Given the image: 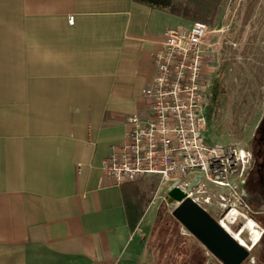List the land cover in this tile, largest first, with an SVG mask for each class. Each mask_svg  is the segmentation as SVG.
I'll use <instances>...</instances> for the list:
<instances>
[{"label": "crops", "instance_id": "0c3cea01", "mask_svg": "<svg viewBox=\"0 0 264 264\" xmlns=\"http://www.w3.org/2000/svg\"><path fill=\"white\" fill-rule=\"evenodd\" d=\"M188 23L135 0H0V264L144 263V217L132 231L102 163Z\"/></svg>", "mask_w": 264, "mask_h": 264}, {"label": "built area", "instance_id": "2783aa9c", "mask_svg": "<svg viewBox=\"0 0 264 264\" xmlns=\"http://www.w3.org/2000/svg\"><path fill=\"white\" fill-rule=\"evenodd\" d=\"M69 24H75V17ZM221 31L199 22L167 30L161 49L153 55V83L142 92L150 114L127 118L126 141L111 148L102 169L116 186L159 176L160 190L165 185L170 192L179 191L226 232L238 231L242 237L245 224L238 228L239 219L247 223L252 214L244 187L253 153L233 144L212 147L203 137L205 93L212 77L217 84L226 77L218 69ZM237 242L250 251L255 246L252 237Z\"/></svg>", "mask_w": 264, "mask_h": 264}, {"label": "rangeland", "instance_id": "374dc122", "mask_svg": "<svg viewBox=\"0 0 264 264\" xmlns=\"http://www.w3.org/2000/svg\"><path fill=\"white\" fill-rule=\"evenodd\" d=\"M197 1L184 2L193 12ZM216 20L211 28L222 30L223 35L219 40L218 69L226 77L220 84L212 77L205 93L207 130L203 137L209 146L233 144L254 155L248 186L253 214L249 219L256 224L254 240L262 237L245 264H254L258 258L263 264L264 144L259 141L264 124V0H223ZM159 182V176H150L141 186L151 199L143 218V229L148 234L143 264H199L200 259L203 264H222L173 217L178 204H168L170 188L163 185L160 190ZM239 221L238 228L246 224L242 218ZM250 229L242 234L248 241L252 237Z\"/></svg>", "mask_w": 264, "mask_h": 264}, {"label": "water", "instance_id": "95a60500", "mask_svg": "<svg viewBox=\"0 0 264 264\" xmlns=\"http://www.w3.org/2000/svg\"><path fill=\"white\" fill-rule=\"evenodd\" d=\"M168 204H178L173 217L222 264H244L251 251L240 245L217 221L179 191L169 193Z\"/></svg>", "mask_w": 264, "mask_h": 264}, {"label": "trees", "instance_id": "16d2710c", "mask_svg": "<svg viewBox=\"0 0 264 264\" xmlns=\"http://www.w3.org/2000/svg\"><path fill=\"white\" fill-rule=\"evenodd\" d=\"M184 1L186 0H135V2L142 5L170 11L183 19L199 23L206 22L205 24L214 26L223 0H198L194 4L193 12H191L192 9ZM122 189L129 226L132 231H135L140 225L145 210L151 203V199L148 198L147 193L143 191L139 183L123 186ZM262 219H264V215ZM199 264H203L202 259L199 260Z\"/></svg>", "mask_w": 264, "mask_h": 264}, {"label": "flooded vegetation", "instance_id": "af4514ba", "mask_svg": "<svg viewBox=\"0 0 264 264\" xmlns=\"http://www.w3.org/2000/svg\"><path fill=\"white\" fill-rule=\"evenodd\" d=\"M217 21V20H216ZM216 21H215V24L214 25H216ZM218 30H220V29H218ZM223 37V36H222ZM263 127H262V134H261V137H260V141H259V143H263L264 144V124L262 125ZM254 156V155H253ZM255 163H254V159H253V164H252V167H251V170H250V172H249V177H248V179H247V182H246V185H245V187H244V190H245V192H246V198H247V201H248V203H249V205H250V207H251V203L249 202V198L252 196V191H250L249 189H248V186H249V183H250V177H251V174H252V169H253V165H254ZM251 209H252V207H251ZM252 214H253V211H252ZM256 214H259V213H256ZM260 240V239H259ZM258 240V241H259ZM257 241V242H258ZM256 245H258V243L256 244ZM255 245V246H256ZM252 251V250H251ZM246 263V262H245ZM244 263V264H245ZM254 264H262V261H261V259L260 258H258L257 260H256V262L254 263ZM264 264V263H263Z\"/></svg>", "mask_w": 264, "mask_h": 264}, {"label": "bare ground", "instance_id": "6f19581e", "mask_svg": "<svg viewBox=\"0 0 264 264\" xmlns=\"http://www.w3.org/2000/svg\"><path fill=\"white\" fill-rule=\"evenodd\" d=\"M256 224L255 222H253V220H249L246 224H245V229L248 228L250 229V233L252 235V244L253 246L256 245L259 241L258 239V236H257V239L256 241L254 240L255 238V235H254V232H253V228H255ZM250 227V228H249ZM227 231L238 241V239H241L242 237H240V233H238V231H234V230H230V229H227ZM256 231V230H255ZM258 232V231H256ZM241 233H243V231H241ZM262 237V234L260 235V239ZM258 241V242H257ZM244 243V242H243ZM255 247V246H254ZM253 249V248H252Z\"/></svg>", "mask_w": 264, "mask_h": 264}]
</instances>
